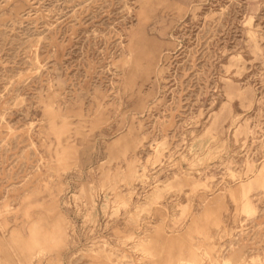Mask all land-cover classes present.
<instances>
[{"label":"rangeland","instance_id":"rangeland-1","mask_svg":"<svg viewBox=\"0 0 264 264\" xmlns=\"http://www.w3.org/2000/svg\"><path fill=\"white\" fill-rule=\"evenodd\" d=\"M0 264H264V0H0Z\"/></svg>","mask_w":264,"mask_h":264}]
</instances>
